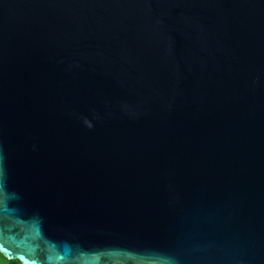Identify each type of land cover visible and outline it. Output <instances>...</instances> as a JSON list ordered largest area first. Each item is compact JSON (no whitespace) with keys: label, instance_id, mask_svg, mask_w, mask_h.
Returning a JSON list of instances; mask_svg holds the SVG:
<instances>
[{"label":"water","instance_id":"1","mask_svg":"<svg viewBox=\"0 0 264 264\" xmlns=\"http://www.w3.org/2000/svg\"><path fill=\"white\" fill-rule=\"evenodd\" d=\"M0 245L264 264V0H0Z\"/></svg>","mask_w":264,"mask_h":264},{"label":"trees","instance_id":"2","mask_svg":"<svg viewBox=\"0 0 264 264\" xmlns=\"http://www.w3.org/2000/svg\"><path fill=\"white\" fill-rule=\"evenodd\" d=\"M0 257L3 258L4 260H6L1 254H0ZM6 261H7V264H20V262H18L16 260H13V261L6 260Z\"/></svg>","mask_w":264,"mask_h":264},{"label":"rangeland","instance_id":"3","mask_svg":"<svg viewBox=\"0 0 264 264\" xmlns=\"http://www.w3.org/2000/svg\"><path fill=\"white\" fill-rule=\"evenodd\" d=\"M0 264H7V261L0 257Z\"/></svg>","mask_w":264,"mask_h":264},{"label":"snow or ice","instance_id":"4","mask_svg":"<svg viewBox=\"0 0 264 264\" xmlns=\"http://www.w3.org/2000/svg\"><path fill=\"white\" fill-rule=\"evenodd\" d=\"M0 247H2V245H0ZM33 264H34V262H33Z\"/></svg>","mask_w":264,"mask_h":264}]
</instances>
